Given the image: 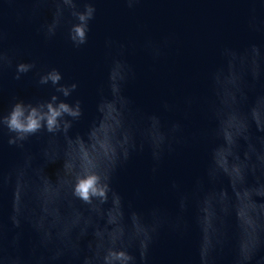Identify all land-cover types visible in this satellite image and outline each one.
Returning a JSON list of instances; mask_svg holds the SVG:
<instances>
[{
	"label": "clouds",
	"instance_id": "9594fccd",
	"mask_svg": "<svg viewBox=\"0 0 264 264\" xmlns=\"http://www.w3.org/2000/svg\"><path fill=\"white\" fill-rule=\"evenodd\" d=\"M119 2L134 14L144 0ZM242 2L248 6L247 30L264 33V0ZM20 3L29 7L14 8L18 21L26 14L30 19L48 14L37 28L45 41L61 35L75 49L88 44L97 0H3L0 21L4 4L13 8ZM6 38L0 26V76L14 68L13 79L20 80L31 72L35 84L49 87L52 94L27 102L14 98L7 111H0V143L6 137L8 145L22 151L19 163L0 169V264H149L150 247L162 230L183 236L193 225L199 233L198 264H217L233 238L232 264H264V257L256 260L264 248V45L219 48L220 63L207 76L209 94L183 101L185 118L195 105L214 127L185 135L179 122L166 124L158 115L142 114L123 91L136 76L127 55L139 47L159 61L175 36H146L139 44L106 37L107 79L99 92L98 118L81 136L70 135L83 115L81 101L67 99L78 84L65 82L56 67L39 66L37 59L16 61L17 53L3 46ZM163 107L171 111L177 105L165 102ZM33 136L45 137L39 164L24 150ZM209 141L203 176L189 190L172 185L175 214L159 206L147 212L126 207L112 188L117 168L145 146L159 165L177 146ZM57 162L53 179L45 169ZM25 223L36 236L27 259L10 251L18 249L22 233L8 237L9 225L21 229Z\"/></svg>",
	"mask_w": 264,
	"mask_h": 264
},
{
	"label": "water",
	"instance_id": "95a60500",
	"mask_svg": "<svg viewBox=\"0 0 264 264\" xmlns=\"http://www.w3.org/2000/svg\"><path fill=\"white\" fill-rule=\"evenodd\" d=\"M16 7L28 8L29 5L20 3L9 8L4 4L6 15L0 21V26L7 33L4 48L17 53L16 61L37 59L39 66L56 67L65 82L78 84L77 90L67 99L69 103L80 100L83 115L73 123L70 135H85L90 124L98 118L99 92L107 79L106 37L119 41L134 39L139 44L146 36L157 40L169 34L175 36L176 41L168 54L159 61H153L139 47L127 55L136 76L124 86L123 91L142 114L158 115L166 124L179 122L185 135L214 127V122L195 105L190 116L185 118L183 101L185 97L203 98L209 94L207 76L220 63L219 48L228 46L239 50L251 43L264 45V33L247 30L248 6L242 0H144L134 14L129 13L119 0H97L96 19L91 25L88 44L80 49L73 48L61 35L45 41L37 28L48 14L44 12L35 19L28 18L26 14L18 21L14 11ZM138 24L145 25L146 29L139 31ZM13 75L14 68L6 69L0 76V111H7L14 98L27 102L47 99L52 94L49 87L35 84L31 72L22 75L20 80L13 79ZM104 92L107 95L106 87ZM249 95L251 99L253 94ZM165 102L177 107L166 111L163 107ZM44 141V136H33L25 144L24 150L37 157V164L41 162L39 153ZM210 146V141L177 146L174 152L165 155L159 165L155 164L145 146L142 151L133 152L117 168L112 177V188L122 197L126 207L130 205L136 211L147 212L159 206L175 214L173 183L184 190L191 189L194 181L204 174ZM21 158L22 151L8 145L5 137L0 143V169L8 171ZM59 167L57 162L49 164L45 170L55 179ZM7 200L6 195L5 222ZM231 223L234 226L235 220ZM8 227L9 239L17 231L22 233L18 249L10 251H18L27 259L36 239L35 233L26 223L21 229ZM198 241L199 233L194 225L183 236L162 230L150 247L149 264H198ZM234 250L233 238L217 264H232ZM261 257H264V248L259 250L256 260Z\"/></svg>",
	"mask_w": 264,
	"mask_h": 264
}]
</instances>
